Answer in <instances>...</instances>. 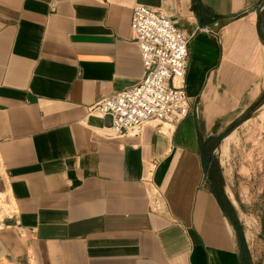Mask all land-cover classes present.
Wrapping results in <instances>:
<instances>
[{"label":"crops","instance_id":"obj_1","mask_svg":"<svg viewBox=\"0 0 264 264\" xmlns=\"http://www.w3.org/2000/svg\"><path fill=\"white\" fill-rule=\"evenodd\" d=\"M263 2L0 0V264H258L215 170L240 221L264 210ZM138 4L188 38L192 112L110 137L89 109L144 79Z\"/></svg>","mask_w":264,"mask_h":264},{"label":"built area","instance_id":"obj_2","mask_svg":"<svg viewBox=\"0 0 264 264\" xmlns=\"http://www.w3.org/2000/svg\"><path fill=\"white\" fill-rule=\"evenodd\" d=\"M145 76L142 83L95 103L90 115L110 116V137H139L152 121L180 124L192 112L186 88L189 40L161 11L145 5L133 8Z\"/></svg>","mask_w":264,"mask_h":264},{"label":"rangeland","instance_id":"obj_3","mask_svg":"<svg viewBox=\"0 0 264 264\" xmlns=\"http://www.w3.org/2000/svg\"><path fill=\"white\" fill-rule=\"evenodd\" d=\"M258 26H259V30L263 29V35H264V12H263L262 18L259 20ZM263 38H264V36H263ZM247 113L248 112H245L242 115H240L238 118H236L233 122V126H235V127L238 126L237 128L245 127L247 124L242 123L241 119L245 115H247ZM256 115H257V113L255 111V112L251 113L249 116H250V118L254 119V118H256ZM252 123L254 124L255 134H257V131H258V133L259 132L261 133L262 130L260 127H257L256 122L253 121ZM231 129H233V128H231ZM234 132L235 131H233L232 134L236 135L237 133H234ZM248 135H249V137H247V139H250L251 134H248ZM230 140L231 139H228L226 141V143H224L223 145L221 144V147H220V143H218L215 147V148H217L218 154L220 152L222 155V162H224L225 158L230 157L232 151H235L234 146H233L234 148L233 147L228 148V144H229ZM248 145H250V144H248ZM262 157L264 159V151H263ZM260 158H261V156H260ZM260 166L262 167L261 164H259V167ZM218 175H219V170L216 169L215 170V176L217 177V179H216V183L218 185L217 189L221 190V194L223 196H225L227 201L230 203V201L228 200L227 196L225 195V193L223 191L222 181L220 180L221 176L219 177ZM232 178H233V175H232ZM243 182H245V181H243ZM258 183H260V184L264 183V175L258 177ZM243 188H245V185L243 186ZM237 198L243 202L242 205L246 206L250 203L251 197H250V193L246 190L244 192L238 193ZM263 211L264 210H260V211L254 210L253 216L248 215V214H246V215L244 214L241 218L242 219L241 221L238 219V216L236 215L237 220L239 222V226H240L241 240H242L243 244L245 243V241H247L249 243V247L251 249V252L253 253V260L258 264H264V212Z\"/></svg>","mask_w":264,"mask_h":264},{"label":"trees","instance_id":"obj_4","mask_svg":"<svg viewBox=\"0 0 264 264\" xmlns=\"http://www.w3.org/2000/svg\"><path fill=\"white\" fill-rule=\"evenodd\" d=\"M231 131V130H230ZM219 190V189H218ZM220 204L223 208V210L226 212V214L230 217L232 223L238 228L240 231L239 222L237 220L234 208L232 205L227 201L226 197L221 194V190H219L218 193Z\"/></svg>","mask_w":264,"mask_h":264},{"label":"water","instance_id":"obj_5","mask_svg":"<svg viewBox=\"0 0 264 264\" xmlns=\"http://www.w3.org/2000/svg\"><path fill=\"white\" fill-rule=\"evenodd\" d=\"M253 12H255L257 14V17L258 19L260 20L263 16V12H264V2L259 5L257 8L253 9ZM264 42V40H263ZM264 102V95L262 96V99H261V103ZM253 112V110H250L247 115H245L242 119L243 120H247L249 118V115ZM223 140V137L220 136V137H216L214 138V141H216V145ZM211 154V158L214 160V150L210 152Z\"/></svg>","mask_w":264,"mask_h":264}]
</instances>
